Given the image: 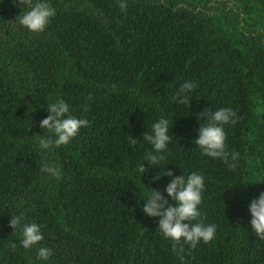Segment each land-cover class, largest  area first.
<instances>
[{
	"label": "trees",
	"instance_id": "trees-1",
	"mask_svg": "<svg viewBox=\"0 0 264 264\" xmlns=\"http://www.w3.org/2000/svg\"><path fill=\"white\" fill-rule=\"evenodd\" d=\"M50 2L56 14L33 32L19 24L25 4L0 0V264H264L247 207L264 191V0ZM186 80L188 107L173 98ZM57 98L88 123L43 150L38 139L51 133L39 121ZM205 107L236 112L224 125L232 169L194 143ZM161 115L173 117L161 170L205 177L197 221L216 231L195 246L165 237L141 210L140 190L163 192L170 179L153 180L159 167L142 161V133ZM19 214L43 234L27 249L8 224ZM39 247L52 249L47 261Z\"/></svg>",
	"mask_w": 264,
	"mask_h": 264
},
{
	"label": "clouds",
	"instance_id": "clouds-1",
	"mask_svg": "<svg viewBox=\"0 0 264 264\" xmlns=\"http://www.w3.org/2000/svg\"><path fill=\"white\" fill-rule=\"evenodd\" d=\"M19 2L27 6L26 10L19 15V24L33 32L43 31L50 18L56 14V9L50 0H19ZM120 7L121 9L125 7V0H120ZM194 88L195 83L186 80L179 86L173 98L177 103L188 107L189 96ZM46 106L48 115L41 119L39 124L51 135L39 137L38 147L40 149L50 151L53 147L69 143L88 123L86 119L72 115L68 103L62 98L52 100ZM32 108L33 105L29 103V111ZM200 115L204 123L199 124L195 145L199 147L202 155L220 158L229 169L234 168L238 153H230L227 150L224 125L235 123L236 112L231 107H220L215 110L205 107ZM172 118L161 115L151 123L149 131L142 133L143 139L150 145V150L145 152L142 161H147L149 167L158 166L160 169L152 179L159 180L162 176H168L170 179L163 192L157 188L145 186L148 191L145 193L140 190L139 201H144L141 209L144 214L159 218L158 228L165 237L177 242L183 239L189 245L195 246L200 241L211 240L215 235L216 225L197 221V217L200 216L198 206L205 188L204 175L197 171H192L186 176L174 175L171 168H165L166 164L163 170L160 168L161 162L167 159L168 145L173 138L170 131ZM131 141L134 145L137 140L131 137ZM141 168L144 172L145 165L142 163ZM41 171L51 177H58L60 166L50 161H42ZM169 198L172 203H169ZM247 207L250 213L251 229L257 236L264 239V191L252 198ZM8 224L13 230L17 228L21 230L22 239L19 240V244L25 249L43 240L40 225L36 222H23V214L11 215ZM12 246H16L15 241ZM51 255L52 249L49 247H39L37 250V256L42 261H47Z\"/></svg>",
	"mask_w": 264,
	"mask_h": 264
}]
</instances>
